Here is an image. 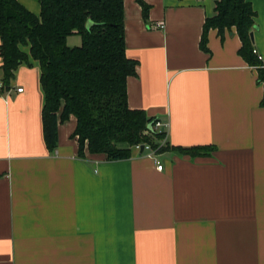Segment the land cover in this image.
Returning a JSON list of instances; mask_svg holds the SVG:
<instances>
[{
	"label": "crops",
	"instance_id": "crops-1",
	"mask_svg": "<svg viewBox=\"0 0 264 264\" xmlns=\"http://www.w3.org/2000/svg\"><path fill=\"white\" fill-rule=\"evenodd\" d=\"M20 1L41 13L38 0ZM145 1L147 18L138 0H124L126 53L138 60L129 105L159 116L162 144L215 148L82 157L71 114L50 149L30 57L0 90V264H264L259 67L240 53L236 27L223 38L210 28V51L201 48L216 0ZM248 1L264 66V0Z\"/></svg>",
	"mask_w": 264,
	"mask_h": 264
},
{
	"label": "trees",
	"instance_id": "trees-1",
	"mask_svg": "<svg viewBox=\"0 0 264 264\" xmlns=\"http://www.w3.org/2000/svg\"><path fill=\"white\" fill-rule=\"evenodd\" d=\"M38 1L39 15L20 0H0V74L5 85L19 64L38 60L45 91L43 130L50 149L56 148L59 122L71 114L77 117L73 136L78 137L82 157L89 150L121 159L142 143L156 151L174 149L191 155L215 148L213 144H162L166 131L155 126L159 116L130 107L127 79L137 72L138 60L126 53L124 0ZM138 1L147 18L149 4ZM255 16L248 0H216L214 13L205 20L200 46L210 51V28H217L223 38L226 29L236 27L242 40L240 53L259 67L258 80L264 82V66L251 35ZM72 33L81 34V44L69 45Z\"/></svg>",
	"mask_w": 264,
	"mask_h": 264
},
{
	"label": "built area",
	"instance_id": "built-area-1",
	"mask_svg": "<svg viewBox=\"0 0 264 264\" xmlns=\"http://www.w3.org/2000/svg\"><path fill=\"white\" fill-rule=\"evenodd\" d=\"M164 25H165V23L164 22H161L158 26L159 27H163ZM254 50L257 52V50L255 48H254ZM259 58H262L261 54H259ZM2 86H3V79H2V75L0 74V90H2L1 89ZM17 88H18L19 91H22L24 89L22 86H18ZM163 124H164L163 121L159 118L156 121L155 126L158 127V128H160L161 126H163ZM137 146L139 148H141V144H137ZM145 149H152V146L150 144H145ZM155 159H157V158H155ZM157 168L158 169H162L163 168V164L160 163V162H158Z\"/></svg>",
	"mask_w": 264,
	"mask_h": 264
},
{
	"label": "rangeland",
	"instance_id": "rangeland-1",
	"mask_svg": "<svg viewBox=\"0 0 264 264\" xmlns=\"http://www.w3.org/2000/svg\"><path fill=\"white\" fill-rule=\"evenodd\" d=\"M68 43H69L70 46L81 44V43H82V37H81V34H79V33H72V34L68 37Z\"/></svg>",
	"mask_w": 264,
	"mask_h": 264
},
{
	"label": "water",
	"instance_id": "water-1",
	"mask_svg": "<svg viewBox=\"0 0 264 264\" xmlns=\"http://www.w3.org/2000/svg\"><path fill=\"white\" fill-rule=\"evenodd\" d=\"M91 23H92V21L89 20L88 23H87V25L89 26ZM251 35H252V38L254 39V38H255V35H254L253 30H252V32H251ZM152 127H153V124L150 123V125H149V129L152 128ZM144 149H145V144L142 143V144H141V151H143Z\"/></svg>",
	"mask_w": 264,
	"mask_h": 264
}]
</instances>
